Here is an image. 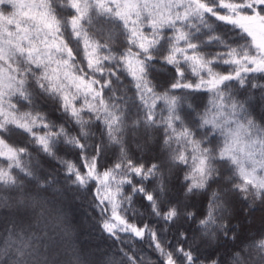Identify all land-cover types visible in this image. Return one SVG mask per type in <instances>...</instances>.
I'll use <instances>...</instances> for the list:
<instances>
[{"label":"snow or ice","instance_id":"6c2138e0","mask_svg":"<svg viewBox=\"0 0 264 264\" xmlns=\"http://www.w3.org/2000/svg\"><path fill=\"white\" fill-rule=\"evenodd\" d=\"M0 264H264V0H0Z\"/></svg>","mask_w":264,"mask_h":264},{"label":"trees","instance_id":"16d2710c","mask_svg":"<svg viewBox=\"0 0 264 264\" xmlns=\"http://www.w3.org/2000/svg\"><path fill=\"white\" fill-rule=\"evenodd\" d=\"M258 215H259V214H257V217H258ZM255 226H256V227H260V224H259V220H258V219L255 221Z\"/></svg>","mask_w":264,"mask_h":264}]
</instances>
